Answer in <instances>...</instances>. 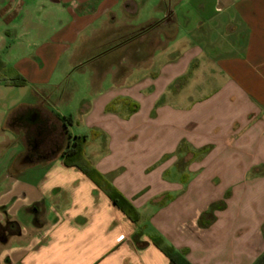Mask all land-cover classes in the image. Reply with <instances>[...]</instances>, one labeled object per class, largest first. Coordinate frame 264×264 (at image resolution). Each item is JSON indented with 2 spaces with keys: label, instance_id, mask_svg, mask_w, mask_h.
<instances>
[{
  "label": "crops",
  "instance_id": "0c3cea01",
  "mask_svg": "<svg viewBox=\"0 0 264 264\" xmlns=\"http://www.w3.org/2000/svg\"><path fill=\"white\" fill-rule=\"evenodd\" d=\"M142 1L0 0L3 84L40 87L37 104L0 111V264H171L166 247L190 264L264 256V0L173 9L167 45L147 59L137 49L128 69L120 36L162 19L128 24ZM71 51L91 70L90 96L66 128L93 136L85 157L131 202L135 223L61 155L25 157L22 117L40 99L64 123L47 88Z\"/></svg>",
  "mask_w": 264,
  "mask_h": 264
},
{
  "label": "rangeland",
  "instance_id": "374dc122",
  "mask_svg": "<svg viewBox=\"0 0 264 264\" xmlns=\"http://www.w3.org/2000/svg\"><path fill=\"white\" fill-rule=\"evenodd\" d=\"M197 2V0H186L180 2L177 1V6L174 5L175 7L173 6L172 10L180 6V8H182L185 5L188 9H190V6H193V9H197V6H199V3ZM166 4V1L163 0L142 1L139 6L137 16L131 19L128 24L137 26L140 24H144L151 19H161L166 13ZM187 8L184 7L183 10ZM204 10L206 11V13L210 14L209 17H217V14L214 12V7L211 3H206L204 6ZM172 32L173 31H167L166 33H160L156 35V39L158 40L153 44H151V40L149 41V39L147 40L144 38L142 41L138 42V44L130 45L128 49L129 65L127 68L129 69L131 66H134L135 59L138 57H144L145 59L150 57L154 48L162 49L165 45H167L168 41L172 37ZM137 49L139 50L138 57L136 56ZM72 52L73 51L62 58L57 71L50 82V87L47 88L49 94L53 96L52 99H50L51 102L56 105V108H54L53 112L59 114L61 117H64L65 120H68L69 123L64 120L66 124L68 123L67 125L71 124L72 117L74 120H76L84 105V102L82 101L88 100L90 96V93L88 92L89 90L86 88V80L89 78L91 70L86 65V63H84V60L86 59H84V56L81 57V54H73L71 60L69 61L68 58L70 55H72ZM4 54H6L5 51H0V61L4 62L6 65L0 73V111L6 108L5 105H7V101L11 100H15L16 102L37 104L38 99L32 95V91L35 92L36 87H40L36 85H30L29 89H10L4 86L3 83H6V80L12 74L10 65H8L5 61L6 57ZM78 62L83 63L81 66L77 67ZM68 63H70V66L68 65ZM57 86L59 88H56ZM8 89H10L11 92L8 93ZM1 120L2 119L0 118V122ZM74 126L75 130H72ZM73 127L71 128V133H73L74 131L76 132V130L78 129L76 125H73ZM29 180L30 182H34L35 179L31 178Z\"/></svg>",
  "mask_w": 264,
  "mask_h": 264
},
{
  "label": "flooded vegetation",
  "instance_id": "af4514ba",
  "mask_svg": "<svg viewBox=\"0 0 264 264\" xmlns=\"http://www.w3.org/2000/svg\"><path fill=\"white\" fill-rule=\"evenodd\" d=\"M166 13L162 17V21H153L141 28L128 30L126 34L120 36L121 44H138L144 38L151 40V44L157 42L156 35L172 31L173 17L171 5H175L178 0H165ZM117 37V40H119ZM146 40V41H147ZM113 41L112 44H115ZM142 58V57H141ZM42 99H45L43 97ZM40 99V108L37 111L28 112L22 119V125L25 128L28 136V142L31 144L25 148V157L32 163H42L43 161L51 160L56 155H63L71 146L73 138L68 133L66 123H61L45 111L44 103ZM37 115V116H36ZM37 120L36 124H31L33 120ZM66 121V120H65ZM1 237L8 235V230L3 229L0 232Z\"/></svg>",
  "mask_w": 264,
  "mask_h": 264
},
{
  "label": "trees",
  "instance_id": "16d2710c",
  "mask_svg": "<svg viewBox=\"0 0 264 264\" xmlns=\"http://www.w3.org/2000/svg\"><path fill=\"white\" fill-rule=\"evenodd\" d=\"M5 63L0 61V73L5 68ZM65 120V118L63 119ZM93 136H77L73 138L68 151L63 153V164L81 171L89 178L111 202L132 222L139 220V214L127 200L85 157L88 141ZM164 254L169 258L171 264H190L181 254L170 247L162 248ZM255 264H264V256L260 257Z\"/></svg>",
  "mask_w": 264,
  "mask_h": 264
},
{
  "label": "water",
  "instance_id": "95a60500",
  "mask_svg": "<svg viewBox=\"0 0 264 264\" xmlns=\"http://www.w3.org/2000/svg\"><path fill=\"white\" fill-rule=\"evenodd\" d=\"M172 7H173V5H171V10H172Z\"/></svg>",
  "mask_w": 264,
  "mask_h": 264
}]
</instances>
